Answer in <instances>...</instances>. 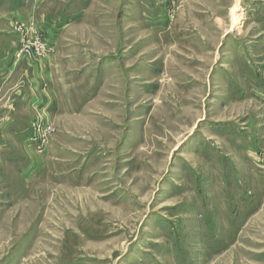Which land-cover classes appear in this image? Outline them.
Listing matches in <instances>:
<instances>
[{
	"label": "rangeland",
	"instance_id": "obj_1",
	"mask_svg": "<svg viewBox=\"0 0 264 264\" xmlns=\"http://www.w3.org/2000/svg\"><path fill=\"white\" fill-rule=\"evenodd\" d=\"M0 4L59 80L0 139V264H264V0Z\"/></svg>",
	"mask_w": 264,
	"mask_h": 264
},
{
	"label": "crops",
	"instance_id": "obj_2",
	"mask_svg": "<svg viewBox=\"0 0 264 264\" xmlns=\"http://www.w3.org/2000/svg\"><path fill=\"white\" fill-rule=\"evenodd\" d=\"M9 26L8 31L10 29V33H12V26L10 22ZM39 27L45 30V32L48 33V36H51L47 37V43L48 45H51V40H53L52 36L54 35L52 30L53 26L42 23ZM15 49L16 44H11V42L7 45H0V92L18 71H20V74H22V77L24 78H21V80H27V82L20 81L22 83L12 87L10 90V93H12V101L9 102L6 99L7 102L4 105L8 110L6 113L0 112V115L3 113L4 117L2 124H0V139H7L10 137L20 140L24 137L27 138L28 133L26 134V127L30 117V108H36L41 104H46L45 107L52 105L54 103L53 100L55 98V91L58 90L56 86L59 85L56 83V81L59 83L57 73H55L56 68L53 67L51 63H48L46 59H40L38 61L16 60L14 58ZM41 83L48 84L50 92L52 91L50 93L52 98L44 97L45 94H43V91L40 88ZM2 84H4V86H2ZM63 85L66 87V79L63 81ZM21 109L25 110L24 115H21L20 112H18ZM17 115H19V118L16 117ZM24 142L26 144L27 141ZM6 150V146H0V169L3 165H8L5 162H2V155H6ZM22 151L26 152L23 149Z\"/></svg>",
	"mask_w": 264,
	"mask_h": 264
},
{
	"label": "built area",
	"instance_id": "obj_3",
	"mask_svg": "<svg viewBox=\"0 0 264 264\" xmlns=\"http://www.w3.org/2000/svg\"><path fill=\"white\" fill-rule=\"evenodd\" d=\"M34 39H35V41L33 43H28L30 41H26V43H25L21 39L20 40L21 41L20 43H22L21 49L22 48L23 49H27L26 53H28V54H29V51H30L31 48H32L33 51L36 52V54L43 53V52L45 53L47 51V45L44 43V41H42V39L39 38V37L38 38H34ZM20 51H19V53H20Z\"/></svg>",
	"mask_w": 264,
	"mask_h": 264
}]
</instances>
